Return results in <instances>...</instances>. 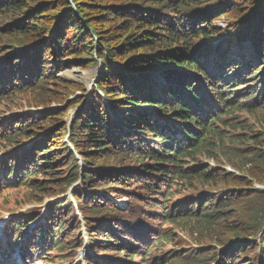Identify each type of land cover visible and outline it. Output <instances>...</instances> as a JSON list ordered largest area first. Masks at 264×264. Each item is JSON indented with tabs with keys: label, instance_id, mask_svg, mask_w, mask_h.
I'll list each match as a JSON object with an SVG mask.
<instances>
[{
	"label": "trees",
	"instance_id": "trees-1",
	"mask_svg": "<svg viewBox=\"0 0 264 264\" xmlns=\"http://www.w3.org/2000/svg\"><path fill=\"white\" fill-rule=\"evenodd\" d=\"M8 53L0 101L34 92L39 98L30 107L44 110L0 121V149H15L0 165V191L24 186L59 196L81 181L75 201H52L30 237L21 232L35 221L32 212L10 225L26 263L70 259L83 242L78 206L95 253L89 264L180 263L179 250L152 252L159 239L169 240L155 221L209 228L233 214V226L221 221L220 229L236 236L214 256H192V264L210 257L264 264V190L245 187L249 179L172 198L175 187L194 179L213 184L220 167L198 157L215 153L216 124L234 110L255 116L242 123V141L255 144L245 149L256 151L264 171V0H0V57ZM99 62L90 96L59 75ZM77 89L85 92L68 101L76 105L69 123L67 108L50 106ZM190 160L199 162L185 166ZM248 209L256 213L245 221Z\"/></svg>",
	"mask_w": 264,
	"mask_h": 264
},
{
	"label": "rangeland",
	"instance_id": "rangeland-1",
	"mask_svg": "<svg viewBox=\"0 0 264 264\" xmlns=\"http://www.w3.org/2000/svg\"><path fill=\"white\" fill-rule=\"evenodd\" d=\"M220 24L224 25V22L221 21ZM5 56L6 55H4V57ZM102 67V62H99L97 65L91 68L75 67L73 69L61 72L59 73V75L64 76L66 80H74L75 83L78 84V86L86 88L88 90L86 94L87 96H90L92 87L95 84ZM81 92L85 91L77 89L75 94H70L69 96L67 95V101L62 100L59 103H52L50 107L54 109L67 108L66 119L67 122L70 123L75 113L76 105L74 104L70 106L68 101H75L78 95L81 94ZM38 98V95L33 92L19 95V97H12V99L8 98L3 100L2 102L0 101V121L5 122L6 120H10L12 117L18 114H25L30 112L31 110L38 112L39 110L44 109L42 107H30L36 105L34 104V101ZM223 120L225 121V123L218 122L216 124V128L221 133V138L219 141V147L216 148L215 153L211 156L199 155L198 157L199 161L202 160L203 162L209 163L211 166L217 165L220 167V171L215 172L211 175V177H213V184L201 181V179H194L192 181L193 183L189 186L184 185L183 187H175V192L172 195L173 200L184 195L196 196L198 193H200V191L203 190L216 193L222 191L227 187L231 188L232 186H236V184H234V180H237L239 177L247 178L252 182L245 187H254L259 190H264V181L258 180V177L262 176L264 171L260 170L257 167L256 163L259 161V159L257 157L256 151L252 152L245 149L247 147H253L255 146V144L251 141H247L246 143H243L242 141V136L245 135V131L242 128V123L246 122V120L255 122V116L247 111L241 112L238 110H234L230 112V114L226 115ZM4 150L5 149H0V154ZM199 161L190 160L189 164L185 166L188 167ZM258 172H262V175H259ZM78 185H81V181L78 182ZM75 187L76 186L70 187L63 194H60L58 192L57 195L60 194L59 196L32 192L29 187L24 186L20 188L3 189L0 191V223L4 222L3 224H5L6 226H10L11 224L13 225V223H15L16 221L12 218L8 219L9 216L14 215V217H16L18 214H29L31 212L34 219L39 218L35 222H38L39 220L44 222L48 213L49 205L52 203V201L58 198H71L73 200L72 196ZM113 199L125 207L128 206V204L125 203V201H127L126 198ZM233 205L234 208H236L235 201L233 202ZM250 210L251 209L245 210V221L248 220L250 215L256 213L255 211L251 213ZM76 213L79 217V220L81 221L80 228L82 239H87L88 241L89 234L87 232L86 219L83 215V212L79 209L78 206ZM234 216L235 214L229 215L224 218V216L221 215L222 219L217 223L216 221L212 222L209 228H207L203 223L199 225L195 220L185 219L183 220V224L178 225L169 221H166L164 223L155 221L154 224L157 227L159 236L166 235L167 237H169V240H167L166 238H162L161 241L159 239L158 245H156L152 249V252H154V254H161L179 250L181 253H185L184 260L180 263L178 261L177 264H192V256L196 255L199 252H209L214 256L217 254V251L219 252L220 247L223 246L224 243L228 242L236 236L230 231V229H227L225 231L224 229H220L222 227L221 224L224 221V223H227L226 221H229L227 224L233 226ZM27 231L28 228H26L23 232L25 233ZM35 231L36 229L32 227L31 232L35 233ZM14 235L17 236L18 232H15ZM0 236L2 238L1 240L4 241L5 244H10L11 239L9 238L10 241L7 240V238L3 234V231H0ZM57 251L58 250L55 249L51 252L55 254ZM79 253L80 250L75 252L74 254L69 253L67 256H70V259H64L61 262H51V260L49 259H46V261H39L38 258H33L32 264H86L80 258ZM11 255L13 254L11 253L10 256ZM49 258L57 260V257L54 255L50 256ZM204 262L206 264H216V261H214L213 257H210ZM13 264H17L16 261H14Z\"/></svg>",
	"mask_w": 264,
	"mask_h": 264
},
{
	"label": "bare ground",
	"instance_id": "bare-ground-1",
	"mask_svg": "<svg viewBox=\"0 0 264 264\" xmlns=\"http://www.w3.org/2000/svg\"><path fill=\"white\" fill-rule=\"evenodd\" d=\"M5 9V8H4ZM17 10V9H16ZM20 13V12H19ZM8 15V14H7ZM2 16H4V14L2 15ZM9 17V16H8ZM4 18V17H3ZM5 18H6V16H5ZM4 21H5V19H4ZM234 28V27H233ZM220 32V31H219ZM243 35V34H242ZM21 65V64H20ZM25 77V76H24ZM20 81V80H19ZM58 122V121H57ZM20 133V132H19ZM12 196V195H11ZM11 198V197H10Z\"/></svg>",
	"mask_w": 264,
	"mask_h": 264
}]
</instances>
